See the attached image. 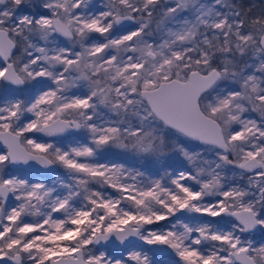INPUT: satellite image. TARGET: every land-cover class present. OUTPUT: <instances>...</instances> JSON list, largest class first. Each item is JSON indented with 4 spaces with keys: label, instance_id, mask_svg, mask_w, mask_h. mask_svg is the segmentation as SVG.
<instances>
[{
    "label": "snow or ice",
    "instance_id": "snow-or-ice-1",
    "mask_svg": "<svg viewBox=\"0 0 264 264\" xmlns=\"http://www.w3.org/2000/svg\"><path fill=\"white\" fill-rule=\"evenodd\" d=\"M254 8L0 0V264H264Z\"/></svg>",
    "mask_w": 264,
    "mask_h": 264
},
{
    "label": "rangeland",
    "instance_id": "rangeland-1",
    "mask_svg": "<svg viewBox=\"0 0 264 264\" xmlns=\"http://www.w3.org/2000/svg\"><path fill=\"white\" fill-rule=\"evenodd\" d=\"M93 2L99 6V5L101 4V2H105V3H106V0H93ZM243 3L246 4V5H249L250 1H248V0H243ZM153 28H154V27H153ZM65 43H67V41H65ZM77 50H79L78 47H77ZM81 83L85 85L83 91H86V90H87L86 82L81 81ZM73 91H77V90H76V89H73ZM103 111H106V109L103 110ZM245 116H246V117H247V116H251L252 118L256 119L257 121L260 120V116H259V114H258V113H255V112H249V113H246ZM112 151L115 152V151H118V150L113 149ZM129 156H130V158H131L132 160H135V159H133L134 157H133V158L131 157V154H129ZM181 159H182V158H181ZM102 162H107V161H105V160L102 158ZM113 162H117V163H119V162H122V161H119V160H115V159H114ZM126 166H128V167H132V166H134V165H132V164H128V165H126ZM184 167H185V168L190 167V166L187 164L186 161H184ZM238 171H239V170H238ZM57 175H58V176H61V177L64 178L65 180H67V176H66V174L64 173V170H63V169H59V168H58L57 171L55 172V174L52 176V178L54 179L55 176H57ZM230 175H231V173H230ZM46 182H47V183H51V179H49V180L46 181ZM106 191H107L108 193H112V189H107ZM112 194L115 195V193H112ZM8 203L14 205L16 202H15L13 199L10 198V200L8 201ZM25 219H27V220H32L33 218H32V217H26Z\"/></svg>",
    "mask_w": 264,
    "mask_h": 264
},
{
    "label": "trees",
    "instance_id": "trees-1",
    "mask_svg": "<svg viewBox=\"0 0 264 264\" xmlns=\"http://www.w3.org/2000/svg\"><path fill=\"white\" fill-rule=\"evenodd\" d=\"M248 1H250L249 5L250 4L251 5H255L254 12H258L259 9H260V7L261 6H264V0H248ZM153 27H155V25H153ZM131 157L132 158L134 157L133 159H135V160H138L139 159L138 157H135V156H131ZM236 171H238V169ZM93 187H95V186H93Z\"/></svg>",
    "mask_w": 264,
    "mask_h": 264
},
{
    "label": "water",
    "instance_id": "water-1",
    "mask_svg": "<svg viewBox=\"0 0 264 264\" xmlns=\"http://www.w3.org/2000/svg\"><path fill=\"white\" fill-rule=\"evenodd\" d=\"M2 146H0V148H1ZM58 169V168H57ZM57 169H56V171H57Z\"/></svg>",
    "mask_w": 264,
    "mask_h": 264
},
{
    "label": "flooded vegetation",
    "instance_id": "flooded-vegetation-1",
    "mask_svg": "<svg viewBox=\"0 0 264 264\" xmlns=\"http://www.w3.org/2000/svg\"><path fill=\"white\" fill-rule=\"evenodd\" d=\"M61 39H63V38H61ZM2 148V147H1Z\"/></svg>",
    "mask_w": 264,
    "mask_h": 264
}]
</instances>
